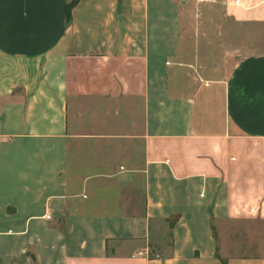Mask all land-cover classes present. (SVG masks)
Here are the masks:
<instances>
[{
    "label": "crops",
    "instance_id": "crops-1",
    "mask_svg": "<svg viewBox=\"0 0 264 264\" xmlns=\"http://www.w3.org/2000/svg\"><path fill=\"white\" fill-rule=\"evenodd\" d=\"M71 1L0 0V264H264V0Z\"/></svg>",
    "mask_w": 264,
    "mask_h": 264
},
{
    "label": "rangeland",
    "instance_id": "rangeland-1",
    "mask_svg": "<svg viewBox=\"0 0 264 264\" xmlns=\"http://www.w3.org/2000/svg\"><path fill=\"white\" fill-rule=\"evenodd\" d=\"M196 1L198 3V0H196ZM209 3H210L209 4L210 6L204 5L203 8L204 9H208V8L214 9V8L219 7L215 3L214 4L212 2H209ZM197 7H198V5H197ZM197 7L195 10L198 11L199 9ZM216 11H217L216 14H214L212 17H205V16L199 17V19H201V22L199 21V23L206 24L210 28V30L208 28L206 30L207 32L204 31L201 34L203 41H205V42L207 41L206 45L208 43V40L212 41L213 49H211L210 51H214L215 53L220 55L223 52L224 46L225 47L226 46H228V47L237 46V45L241 44V40L244 39L245 41H247V40H251L253 38L252 32L248 31V32L243 33L241 31L242 28L245 29V31H246L247 27L237 26V25H233V24L231 25L228 22H227L228 32L221 35L219 32L215 31V29H213V27H210L211 25H216V24L225 25V22H226V21H224V18L220 14H218L219 10H216ZM259 29H260V43L261 44H260L259 48L257 47L254 50L264 51V26H260ZM231 30H234L235 33L232 34ZM236 30L238 32H236ZM246 44H252V43L246 42ZM204 47H205V44H204ZM232 54H234V53H232Z\"/></svg>",
    "mask_w": 264,
    "mask_h": 264
},
{
    "label": "trees",
    "instance_id": "trees-1",
    "mask_svg": "<svg viewBox=\"0 0 264 264\" xmlns=\"http://www.w3.org/2000/svg\"><path fill=\"white\" fill-rule=\"evenodd\" d=\"M78 2V0H72L69 5H68V18L70 19L71 18V11H72V8L74 7V5ZM226 264V263H224Z\"/></svg>",
    "mask_w": 264,
    "mask_h": 264
},
{
    "label": "built area",
    "instance_id": "built-area-1",
    "mask_svg": "<svg viewBox=\"0 0 264 264\" xmlns=\"http://www.w3.org/2000/svg\"><path fill=\"white\" fill-rule=\"evenodd\" d=\"M139 254H140V255H144V252H143V251H140Z\"/></svg>",
    "mask_w": 264,
    "mask_h": 264
}]
</instances>
